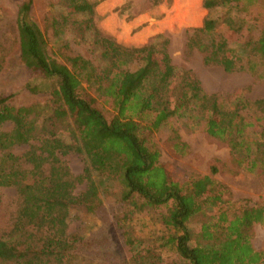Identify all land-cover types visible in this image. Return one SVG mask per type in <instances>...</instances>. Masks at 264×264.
Listing matches in <instances>:
<instances>
[{
	"label": "trees",
	"instance_id": "obj_1",
	"mask_svg": "<svg viewBox=\"0 0 264 264\" xmlns=\"http://www.w3.org/2000/svg\"><path fill=\"white\" fill-rule=\"evenodd\" d=\"M61 1L67 9L65 26L92 35L100 62L81 55L65 62L52 58L46 34L30 19L32 1L22 3L17 16L21 59L38 77L51 81L47 86L30 82L28 89L48 91L50 99L15 106L11 96L0 97V188L18 191L17 210L0 234V264H82L77 249L83 239L69 231L71 213L79 208L96 212L100 188L115 179L124 185L121 198L128 215L151 214L168 229L163 245L178 254L177 264H264V252L249 234L250 227L264 224V202L236 208L213 178L215 170L185 185L161 162L152 141L154 132L169 126L176 150L183 152L188 145L176 122L189 120L193 128L227 143L249 171L264 169V128L256 131L264 124V99L249 102L238 94L227 102L209 94L190 70L178 71L167 52L156 57L155 43L127 47L102 35L93 20L97 1ZM242 1L264 7V0H204L209 14L202 27L192 29L189 47L204 52L208 65L255 73L259 63L253 55L264 65V30L245 33L235 21L230 9ZM220 7L227 11L213 15ZM234 24L240 37L232 48ZM99 97L113 106L110 120L96 104ZM6 123L12 125L8 130ZM63 131L70 132V141ZM50 141L60 144L62 156L84 153L93 143L101 175L94 178L88 163L84 174L74 177L60 156L49 154ZM20 145L29 149L16 154L13 149ZM83 180L87 189L77 194L76 182ZM126 241L132 252L129 264H157L140 239L126 232Z\"/></svg>",
	"mask_w": 264,
	"mask_h": 264
},
{
	"label": "rangeland",
	"instance_id": "obj_2",
	"mask_svg": "<svg viewBox=\"0 0 264 264\" xmlns=\"http://www.w3.org/2000/svg\"><path fill=\"white\" fill-rule=\"evenodd\" d=\"M25 1L28 0H0V97L11 96L10 102L15 106L46 103L50 99L48 91L32 92L28 89L30 82L47 86L51 81L38 77L20 56L17 16ZM31 1L30 19L46 34L52 58L65 62L68 56L81 55L98 65L99 47L92 42L89 32L80 33L72 26H65L67 9L61 0ZM93 1H97L94 24L102 35L127 47L142 48L155 43L152 52H155L156 57H162L167 52L178 71L190 70L205 92L217 93L227 102H231L238 94H242L249 102L264 99V65L258 54L252 56L259 63L255 73L248 70L227 72L221 65L206 64L205 53L189 47L192 29L202 27L209 14V10L204 7V0ZM263 8L262 3L251 6L242 1L230 10L235 21L244 27L245 33L250 31L259 35L264 30ZM226 11L227 7H220L213 15L220 16ZM234 26L235 30L229 36L232 48L237 47L240 37ZM96 104L108 120L113 117L114 110L110 102L99 97ZM249 112L255 113L253 109ZM176 125L182 141L188 145L183 152L176 150L173 131L169 126L154 132L152 141L160 151L161 162L171 166L185 185L215 170L213 178L223 187L225 197L236 208L264 202V169L249 171L238 163L227 143L210 137L201 127L193 128L191 121L181 119ZM11 126L6 123L4 128L8 130ZM263 128L264 124H261L256 131H262ZM62 137L70 141V132L63 131ZM59 145L56 141H50L47 151L53 158L60 156L74 177L82 176L88 163L93 168L94 178L101 175L96 145L92 143L85 146V154L70 152L63 156ZM28 149V145H20L13 151L22 154ZM86 189V180L76 182L77 194ZM123 190L121 180H112L100 188L101 204L96 212L91 213L84 208L72 211L69 231L83 239L77 249L78 261L82 264H129L132 252L126 241L127 232L141 240V248L150 250L156 256L157 264L179 263L178 254L163 245V237L168 235V229L151 214L128 215V205L121 198ZM0 199L1 234L17 210V189L0 188ZM201 219L197 218L196 222ZM194 227L197 229V224ZM249 234L255 248L264 252V226L253 225L249 228Z\"/></svg>",
	"mask_w": 264,
	"mask_h": 264
},
{
	"label": "crops",
	"instance_id": "obj_3",
	"mask_svg": "<svg viewBox=\"0 0 264 264\" xmlns=\"http://www.w3.org/2000/svg\"><path fill=\"white\" fill-rule=\"evenodd\" d=\"M261 226H264L263 224H261Z\"/></svg>",
	"mask_w": 264,
	"mask_h": 264
},
{
	"label": "bare ground",
	"instance_id": "obj_4",
	"mask_svg": "<svg viewBox=\"0 0 264 264\" xmlns=\"http://www.w3.org/2000/svg\"><path fill=\"white\" fill-rule=\"evenodd\" d=\"M111 26V25H110ZM127 37V36H126Z\"/></svg>",
	"mask_w": 264,
	"mask_h": 264
}]
</instances>
